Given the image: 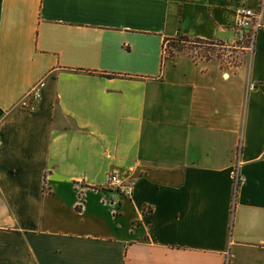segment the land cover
I'll return each instance as SVG.
<instances>
[{
	"label": "crops",
	"instance_id": "crops-1",
	"mask_svg": "<svg viewBox=\"0 0 264 264\" xmlns=\"http://www.w3.org/2000/svg\"><path fill=\"white\" fill-rule=\"evenodd\" d=\"M242 3L0 0V264H264V4L235 66L163 53Z\"/></svg>",
	"mask_w": 264,
	"mask_h": 264
},
{
	"label": "built area",
	"instance_id": "built-area-1",
	"mask_svg": "<svg viewBox=\"0 0 264 264\" xmlns=\"http://www.w3.org/2000/svg\"><path fill=\"white\" fill-rule=\"evenodd\" d=\"M264 0H257V6L252 7L245 3H242L237 11L236 20L233 25L234 37L228 41H211L210 43H205L206 47L203 45H194L193 41H185L190 46L188 52L189 54L196 57H216L221 63L226 66H235L234 58H227L225 52H236L239 54L241 52H249L253 47V39L256 29L263 25L262 13H263ZM168 42V41H167ZM167 42L163 46V53L166 52ZM199 44V43H198ZM215 47V48H213ZM203 48V49H202ZM237 65V64H236ZM43 85L42 81H38L22 98L20 106L27 109L33 110L36 106L37 100L40 97V89ZM239 148L237 146V153ZM232 179L234 191L236 187L243 180V176L239 171V160L236 158L233 168H232ZM108 185L115 189L118 193L124 196H130L132 191V182L121 178L115 169H111L107 174Z\"/></svg>",
	"mask_w": 264,
	"mask_h": 264
},
{
	"label": "trees",
	"instance_id": "trees-1",
	"mask_svg": "<svg viewBox=\"0 0 264 264\" xmlns=\"http://www.w3.org/2000/svg\"><path fill=\"white\" fill-rule=\"evenodd\" d=\"M185 41H193V44L194 45H204V43H210L211 42V41L197 39V38H195V39H188L185 36L178 35V36L173 37L172 39L168 40V42H167V48L170 46L171 49H172V52H173L175 50H179L180 48L185 47L187 49V51H188L191 45H189L188 43H185ZM196 58H198V57H196Z\"/></svg>",
	"mask_w": 264,
	"mask_h": 264
},
{
	"label": "rangeland",
	"instance_id": "rangeland-1",
	"mask_svg": "<svg viewBox=\"0 0 264 264\" xmlns=\"http://www.w3.org/2000/svg\"><path fill=\"white\" fill-rule=\"evenodd\" d=\"M206 47H209V46H205V43H204V45H203V48L205 49ZM202 48V49H203ZM213 48H215V47H213ZM174 52V51H173ZM172 52V49H171V47L169 46L168 48H166V52H165V55L167 56V55H170L171 53H173ZM225 55H226V57L227 58H229V57H233L234 59V64L236 65V64H238L239 62H240V60H241V58H240V55L239 54H236V52H225ZM225 264H230L229 263V261H228V258L226 259V263Z\"/></svg>",
	"mask_w": 264,
	"mask_h": 264
},
{
	"label": "water",
	"instance_id": "water-1",
	"mask_svg": "<svg viewBox=\"0 0 264 264\" xmlns=\"http://www.w3.org/2000/svg\"><path fill=\"white\" fill-rule=\"evenodd\" d=\"M115 194H118V192L116 191Z\"/></svg>",
	"mask_w": 264,
	"mask_h": 264
}]
</instances>
